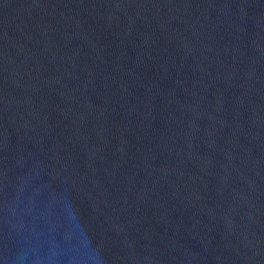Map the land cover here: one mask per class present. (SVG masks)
Wrapping results in <instances>:
<instances>
[{"label": "water", "instance_id": "obj_1", "mask_svg": "<svg viewBox=\"0 0 264 264\" xmlns=\"http://www.w3.org/2000/svg\"><path fill=\"white\" fill-rule=\"evenodd\" d=\"M0 264H264V0H0Z\"/></svg>", "mask_w": 264, "mask_h": 264}]
</instances>
